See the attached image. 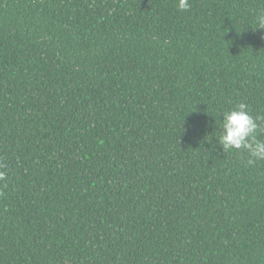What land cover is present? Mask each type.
Instances as JSON below:
<instances>
[{
    "label": "trees",
    "instance_id": "obj_1",
    "mask_svg": "<svg viewBox=\"0 0 264 264\" xmlns=\"http://www.w3.org/2000/svg\"><path fill=\"white\" fill-rule=\"evenodd\" d=\"M189 3L0 0V264H264V0Z\"/></svg>",
    "mask_w": 264,
    "mask_h": 264
},
{
    "label": "clouds",
    "instance_id": "obj_2",
    "mask_svg": "<svg viewBox=\"0 0 264 264\" xmlns=\"http://www.w3.org/2000/svg\"><path fill=\"white\" fill-rule=\"evenodd\" d=\"M176 7L181 12L187 11L189 0H176ZM255 22L256 28H264V11L257 15ZM219 127L220 135L216 137L224 152L243 150L247 154V166L264 161V139L261 138L264 137V115H253L246 103L239 102L222 113ZM5 178L6 173L0 171V180Z\"/></svg>",
    "mask_w": 264,
    "mask_h": 264
}]
</instances>
